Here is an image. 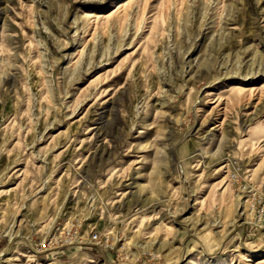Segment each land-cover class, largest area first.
Segmentation results:
<instances>
[{"label": "rangeland", "instance_id": "obj_1", "mask_svg": "<svg viewBox=\"0 0 264 264\" xmlns=\"http://www.w3.org/2000/svg\"><path fill=\"white\" fill-rule=\"evenodd\" d=\"M230 162L264 194V0H0V264H264Z\"/></svg>", "mask_w": 264, "mask_h": 264}, {"label": "built area", "instance_id": "obj_2", "mask_svg": "<svg viewBox=\"0 0 264 264\" xmlns=\"http://www.w3.org/2000/svg\"><path fill=\"white\" fill-rule=\"evenodd\" d=\"M228 169L229 180L231 183L241 185L239 168L236 163L230 162L228 164ZM241 187L242 190L246 192L245 202L248 203L249 201L251 203L252 213L255 215L257 222L264 227V194L261 193L258 196L253 194V196H249L251 187H249L247 183L241 185ZM80 228L81 223H78L77 221H71L64 224L60 230L53 233L52 237L48 240L47 245H56L59 244V242L62 243V245L72 244L79 237ZM109 239L110 237L108 233L100 235L97 232H92L90 237V241L100 247L107 246L109 244Z\"/></svg>", "mask_w": 264, "mask_h": 264}, {"label": "bare ground", "instance_id": "obj_3", "mask_svg": "<svg viewBox=\"0 0 264 264\" xmlns=\"http://www.w3.org/2000/svg\"><path fill=\"white\" fill-rule=\"evenodd\" d=\"M127 187L132 188V184L131 183L127 184ZM127 193H129V196H131V197L125 201L126 205L130 204L131 201H134V203H136V204H138V202H140L141 206L148 203L145 200L138 201V199H136V195L134 194V192L128 191Z\"/></svg>", "mask_w": 264, "mask_h": 264}]
</instances>
